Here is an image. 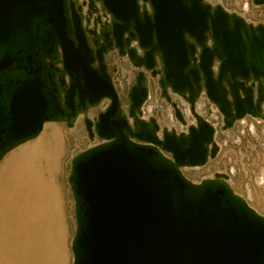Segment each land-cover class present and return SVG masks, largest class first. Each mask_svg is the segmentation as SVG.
<instances>
[{
	"label": "water",
	"instance_id": "water-1",
	"mask_svg": "<svg viewBox=\"0 0 264 264\" xmlns=\"http://www.w3.org/2000/svg\"><path fill=\"white\" fill-rule=\"evenodd\" d=\"M89 8L92 28L74 0H0V160L46 123L73 128L83 115L89 138L102 143L72 159L73 264H264V217L226 181L196 184L180 169L217 156L212 125L194 113L188 134L158 136L155 119L138 115L144 73L126 112L105 62L115 48L153 75L159 64L167 99L170 88L194 106L204 90L230 129L264 119V24L205 0H90ZM104 98L106 111L88 118Z\"/></svg>",
	"mask_w": 264,
	"mask_h": 264
},
{
	"label": "bare ground",
	"instance_id": "bare-ground-1",
	"mask_svg": "<svg viewBox=\"0 0 264 264\" xmlns=\"http://www.w3.org/2000/svg\"><path fill=\"white\" fill-rule=\"evenodd\" d=\"M235 14L249 22L240 13ZM222 125L229 130L224 121ZM157 128L162 129L159 123ZM212 145L220 153L216 138ZM62 149L60 135L54 134L48 141L38 140L20 147L5 160L9 152L3 156L4 162L0 164V264H64L60 207L53 184ZM224 178L227 179V174L217 171L215 179Z\"/></svg>",
	"mask_w": 264,
	"mask_h": 264
},
{
	"label": "rangeland",
	"instance_id": "rangeland-1",
	"mask_svg": "<svg viewBox=\"0 0 264 264\" xmlns=\"http://www.w3.org/2000/svg\"><path fill=\"white\" fill-rule=\"evenodd\" d=\"M210 4H221L229 12H237L249 22L264 24V6L254 5L253 0H206ZM111 70V69H110ZM112 71V70H111ZM98 108L91 109L89 115L95 114ZM216 141L220 145V153L216 160L206 167L187 168L186 177L199 182L208 171H224L230 178L234 192L244 198L248 204L264 217V122L257 123L247 119L244 125L237 123L227 133L221 131L220 120ZM254 124V125H252ZM54 134L62 139V155L53 184L56 189L62 222V246L65 257L64 264H73L72 239L76 229L75 201L68 182L72 168V159L93 144L80 116L73 128H68L63 122L46 123L39 136L30 140L4 156L8 158L12 152L38 140L48 141ZM0 161L4 162V160Z\"/></svg>",
	"mask_w": 264,
	"mask_h": 264
},
{
	"label": "built area",
	"instance_id": "built-area-1",
	"mask_svg": "<svg viewBox=\"0 0 264 264\" xmlns=\"http://www.w3.org/2000/svg\"><path fill=\"white\" fill-rule=\"evenodd\" d=\"M77 6H80L82 9V15L84 17L83 24L87 28H92L94 25V18L97 14H93L92 17L89 19L90 21L87 22L88 12H89V5L90 0H74ZM206 1V0H205ZM143 2L140 1V5H142ZM97 7L100 9V4L96 3ZM264 6V5H263ZM110 16L108 15L107 18L102 17V22L104 23L106 20H109ZM99 26V25H98ZM130 48H135L138 55H143V50L140 48L138 42L136 40H132L130 42ZM105 62L108 67V72L111 76L114 88L118 94V97L121 101L122 108L128 112L129 106H130V91L131 88L136 83V78L140 72H143L145 75V85L148 89V97L145 100L144 104L140 108V111L138 112V115L141 119L145 121H149L151 118L155 119L157 123L162 127L161 130L157 132L158 136H162V131L164 128L168 129L169 131H174L177 135L184 133L188 134L189 128L191 126L197 125V119L194 113H196L198 116L203 118L205 121L210 123L212 127L215 130L214 138L218 135V123L216 120H220V129L223 130V117L220 113L218 107L212 103L204 90L201 91L199 97L196 99L194 106L184 97L179 95L178 93L173 92L170 88L167 89V95H163L162 88L160 86V78H161V68L158 64L156 69V74L153 75L152 71L146 70L144 67H138L133 64V62L130 60L129 56L127 54L120 55L118 49H112L105 55ZM112 71H111V70ZM213 70L216 71V66L214 64ZM110 105V99L104 98L96 107L98 110L93 115H89V111L87 113L88 118L91 120H94L99 113L106 111V109ZM193 107V108H192ZM176 110L180 112V114L183 117V122H181L176 117ZM263 114H264V105H263ZM252 119L253 121H256L257 123L264 122V119L261 117H251L247 116L246 118L237 121L234 126L237 123H240L241 125H244L247 121V119ZM233 126V127H234ZM232 127V128H233ZM230 128L229 130H231ZM229 130H223V132L227 133ZM229 135V133H227ZM92 145L90 147H93L95 145H98L102 143V140L95 138L92 141ZM167 157H170L169 154L164 153ZM219 153L215 158L208 159L207 163L203 166H196V167H190V168H202L206 167L211 161L216 160ZM189 167H182L180 168L183 175L185 169ZM217 171L210 172L208 171L206 174L203 175L201 178V181L199 182H193L196 184L202 183L206 179L213 180L215 179ZM187 178V177H186ZM188 179V178H187ZM191 181V180H190ZM224 181L228 182L230 181L229 175H227V179L224 178ZM230 184V183H229ZM231 186V185H230Z\"/></svg>",
	"mask_w": 264,
	"mask_h": 264
}]
</instances>
